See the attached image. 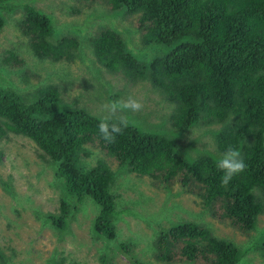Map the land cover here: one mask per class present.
Here are the masks:
<instances>
[{
    "label": "trees",
    "instance_id": "1",
    "mask_svg": "<svg viewBox=\"0 0 264 264\" xmlns=\"http://www.w3.org/2000/svg\"><path fill=\"white\" fill-rule=\"evenodd\" d=\"M9 1L0 0V5ZM103 1L113 12L136 15L145 44L160 51L149 63H140L127 52L123 36L107 28L91 40L97 61L133 82L149 80L174 106L172 129L161 132L165 122H145V129L129 125L115 142L107 143L98 132L104 118L82 107L64 109L55 86L40 89L32 101L0 86V139L12 132L34 141L54 164L65 196L78 203L93 200L99 209L93 234L107 242H114V221L121 214L115 193L120 172L149 177L168 190L179 184L182 191L199 196L221 223L244 234L256 230L264 215V0ZM4 25L0 17V31ZM19 29L40 60L71 61L81 47L76 37L55 40L52 21L29 5ZM110 97L114 101L121 94ZM198 126L217 127L209 130L217 150L192 146V157L180 141ZM229 146L241 153L246 170L224 187L216 164ZM89 148L105 152L118 170L104 157L79 170L76 156ZM62 208L60 220L54 219L59 228L67 225L62 223L68 204ZM253 243L264 257V231ZM153 247L163 264H237L244 257L243 249L195 222L161 230ZM120 248L133 255L124 245ZM250 249L254 251L249 248L246 254Z\"/></svg>",
    "mask_w": 264,
    "mask_h": 264
},
{
    "label": "rangeland",
    "instance_id": "2",
    "mask_svg": "<svg viewBox=\"0 0 264 264\" xmlns=\"http://www.w3.org/2000/svg\"><path fill=\"white\" fill-rule=\"evenodd\" d=\"M28 5L52 21L55 40L68 36L81 41L73 60L54 63L40 60L31 52L28 39L19 29ZM132 15L111 11L103 0H11L0 5L5 23L0 31V86L32 101L40 89L53 85L61 94L64 109L82 107L103 118L126 116L129 125L141 129L148 126L145 122H165L164 127L159 126L161 132L172 129L174 106L149 80L133 82L122 74H113L99 64L93 53L92 38L99 30L110 28L123 36L129 54L140 63H149L160 47L145 44L137 28V16ZM114 92L121 94L120 99H137L143 110L110 116L101 105L110 101ZM216 128H193L180 144L191 150L192 157H196L192 146L216 151L215 138L209 132ZM89 150L77 154L79 170L102 157L111 169L118 170L105 152ZM0 152V264H163L154 256V241L161 230L180 222L204 225L218 238L243 249L244 257L237 264L242 260L244 264H264V257L253 245L264 231V215L256 230L244 234L215 219L199 196L182 191L179 184L168 190L154 185L149 177L120 172L115 193L121 214L114 221L116 238L107 242L93 234V222L99 213L93 200L78 203L68 199L54 164L34 141L8 132L0 139ZM63 203L68 204L67 218L62 223L67 221V225L59 228L55 221L61 218ZM122 245L132 250L131 257L121 251ZM249 248L254 251L250 249L246 254Z\"/></svg>",
    "mask_w": 264,
    "mask_h": 264
},
{
    "label": "clouds",
    "instance_id": "3",
    "mask_svg": "<svg viewBox=\"0 0 264 264\" xmlns=\"http://www.w3.org/2000/svg\"><path fill=\"white\" fill-rule=\"evenodd\" d=\"M143 107V104L132 96H129L127 100L117 99L101 105V109L109 113L110 116H116L117 113L123 112H140ZM128 126L129 120L126 116H120L118 122L114 123H109L108 118H104L98 124V132L105 142L113 143L117 136L122 134L123 129ZM216 167L222 173L220 181L224 187L228 186L234 177L246 170V164L241 158V153L231 146L218 159ZM240 264H244V261L242 260Z\"/></svg>",
    "mask_w": 264,
    "mask_h": 264
}]
</instances>
